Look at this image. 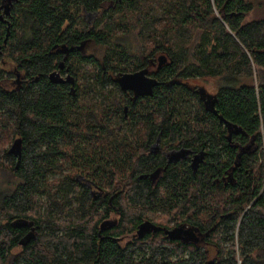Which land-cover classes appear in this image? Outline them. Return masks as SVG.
<instances>
[{
	"label": "trees",
	"instance_id": "obj_1",
	"mask_svg": "<svg viewBox=\"0 0 264 264\" xmlns=\"http://www.w3.org/2000/svg\"><path fill=\"white\" fill-rule=\"evenodd\" d=\"M258 9L264 11V0H18L6 44L8 27L0 20L4 63L13 65L22 82L10 90L8 81L16 74L0 69V141L2 133L12 132L22 142L18 167L9 150L0 148V168L7 167L17 180L11 192L0 195V264H264V18L249 21ZM86 16L95 18L89 32ZM89 39L103 53L83 63L96 64L89 75L101 82L92 86L88 81L79 95L84 111H99L104 130L91 125L76 132L68 121V90L49 80L57 66L48 53ZM159 53L169 60L150 99L161 112L162 136L204 144L208 163L195 176L185 166L170 167L166 196L159 189L152 193L147 182L132 175L130 196L154 214L147 218L158 227L173 221L204 234L200 245L158 237L123 246L116 239L133 229L126 219L128 167L124 149L101 146L115 141L107 121L116 116L122 125V92L101 94L99 106L96 98L115 74L137 70L144 55L150 64ZM73 71L77 76L76 67ZM203 78L222 82L214 95L216 114L196 107L197 96L181 83ZM224 122L239 129V168L233 176L238 183L225 189L215 180L236 157L221 139ZM160 125L153 122L152 128ZM70 151L75 155L67 167L65 152ZM63 170L69 171L64 179L50 181ZM77 173L87 174L102 190L120 193L114 205L123 219L103 240L97 234L109 197L89 199L88 189L73 178ZM158 207L170 216L167 223L157 222ZM67 209L78 221L60 218Z\"/></svg>",
	"mask_w": 264,
	"mask_h": 264
},
{
	"label": "flooded vegetation",
	"instance_id": "obj_2",
	"mask_svg": "<svg viewBox=\"0 0 264 264\" xmlns=\"http://www.w3.org/2000/svg\"><path fill=\"white\" fill-rule=\"evenodd\" d=\"M6 1L7 0H0V20L6 23L9 28V18L12 15L9 17L4 14L5 4H7ZM17 1L18 0H14L11 4V12ZM85 19L88 22V27L86 29L87 32H89L90 27L91 30H94L95 18L86 16ZM94 45L98 46L93 39L79 40L78 43L75 44L69 42L58 47L55 46L52 48L51 52L48 53L50 55L54 54L56 59L55 65L57 66V68L49 75V80L52 83L64 86L68 90V96L71 100H73L69 101L67 98L66 107H69L72 111V115H70L68 121L73 128L76 129V132L88 129L91 125L94 131L101 132L104 130L103 127H100V124L104 121V119L100 116L99 111L96 112V115H93L88 110L84 111L85 105L82 103V95H79V93L83 91V84H81V81L74 75L73 71V68L77 65L84 64V59H98L96 55L90 52ZM158 56L159 54L156 55V57ZM147 60L148 58L146 59V56H141V64L139 68L125 73L133 74L147 69L149 71L148 77L156 79L161 85V82L158 79V74L162 71V67L160 68L157 59L151 61L150 64H147ZM4 62L5 59L3 58V51L0 47V69L8 70V72L13 71V73L16 74L15 80L8 81V87L10 90H16L22 83L21 78L19 77L20 75L17 73L13 65H6ZM87 65L95 66L96 64L87 63ZM121 74H115L111 79L108 87H111L112 90L109 89L108 92L110 93L115 90H120L122 92L120 96L124 98V104H120L122 107V114H119V117H123V122L122 125L117 124L119 122V118L116 116L115 118L113 117L107 121L109 125L111 124L107 130L113 131L112 140L115 141L102 144L101 146L118 149L122 148L121 150L124 149L123 154L128 167L126 169L127 176L124 179L126 180L128 178L125 181L127 182L125 192H127L126 196L130 198V200L127 201L129 206L127 208L128 213L126 214V219L129 220L130 223L128 225L133 229H128L125 234L116 239L123 246L144 244L148 240H153L158 237L167 241L178 242L182 245H200L205 239V235L190 226L172 222L169 227L161 228L158 227L155 222L150 221L147 217L152 216L153 213L149 212L150 210L146 211L141 204L133 202L130 196L133 194L132 185H130V182L128 181L132 178V175H134L138 180L147 182L152 190V193L159 189L160 195L166 196L167 189L164 179L169 171V168L173 166H185L191 170L193 173L192 175L195 176L199 173L201 166H206L208 163L207 158L209 155L207 148L203 146L204 144H187L186 141H183L180 144V140L173 142L171 139H164L162 136L163 127L160 125L161 112H159L158 104L155 105L153 100L150 99V97L154 95V92L150 97H142L136 95L134 91H122L117 82V79ZM193 80L195 79H189L187 82L181 81V83L186 87L189 86L188 88L191 92H193L194 97L197 96L199 106L203 107L206 111L209 110V112L216 114L214 111V95H210L206 87L198 86L199 89H197V86L192 84ZM88 81H90L92 86H96L98 85L97 83L101 82L96 79H88L86 82L83 81V83L86 85L88 84ZM160 85L157 87H160ZM97 105L99 106V103H97ZM115 105L116 104L113 105L114 109L118 106ZM90 106H92V104ZM155 106L157 108L156 111L154 109ZM78 108L81 109L78 110ZM147 118H149V121ZM152 121L155 125L160 126L152 128ZM221 133L223 134L221 139H225L228 146L235 150L236 157L234 159L233 167L226 170L222 178L215 180L216 186L220 187L222 184L225 189L228 186L233 187L238 183L237 178L235 177V179H233V176H235L236 170L239 168V129L233 126L230 127L224 122L223 127L221 128ZM121 139H123L124 142L120 141ZM13 147L15 149L10 154L18 161L20 153L22 152V142L19 137L15 138L9 151ZM65 153V163H67L66 166L68 167V163L70 160H73L71 158L75 154L72 151ZM141 166L142 170L139 168ZM88 177L89 176L85 173L76 174V179H79V183L88 189L89 199L99 202L104 201L107 197H109L107 200V207L101 208L102 213L104 210H107V212L103 214L104 219L97 234L99 240H103L107 236H110L109 233L111 230L123 219V213L120 211L118 212V208L114 205V198L120 193L115 192L114 194H107L105 190H102L92 181V178ZM94 178L97 179L98 176H94ZM157 210L160 213L163 212L160 207H158ZM165 215L170 217L167 214ZM167 217L166 220L169 219ZM174 219L175 218H173V220ZM176 220L177 218L174 221Z\"/></svg>",
	"mask_w": 264,
	"mask_h": 264
},
{
	"label": "rangeland",
	"instance_id": "obj_3",
	"mask_svg": "<svg viewBox=\"0 0 264 264\" xmlns=\"http://www.w3.org/2000/svg\"><path fill=\"white\" fill-rule=\"evenodd\" d=\"M262 18H264V11L258 9L252 13V15L249 18V21L250 20H256V19H262ZM130 41L132 42V44L136 45V47H138V43H140L139 41L137 42V40L134 37ZM90 52L93 53L94 55H96L98 58H101L102 53H103L102 49L99 46H95V45L92 47ZM159 55H160V53H159ZM92 70H93V67L90 65H87V64H82V65L76 66V72L78 74L77 78H78V80L81 81V84H84L83 81L86 82L88 79L93 80L89 75V73H91ZM255 71H256L255 72V86H257L258 85V79H259L257 67H255ZM86 72H87V77H84L83 74ZM192 84L196 85L197 89H199L198 86L206 87V89L210 95L217 94L219 89L222 87V82L219 79H204V78L203 79H195L192 81ZM95 89L97 91H100V89L97 87H95ZM109 89L112 90L111 87H107L104 92H102V91L99 92L100 94L98 95L99 97L96 98V103L100 104L103 101V98L100 95L106 94ZM119 97H121V96L119 95ZM121 98H122L121 103L124 104V98L123 97H121ZM194 104L196 107L198 106V104L196 105V102H194ZM195 108L193 106L192 112H195ZM2 134H3V136H2V140L0 141V148L9 150L12 146L13 141L15 140V138H17V136L12 134V132L11 133L5 132ZM262 134L264 135V128L262 129ZM263 145H264V143H263ZM0 165H2V162L0 163ZM1 168H3V169H1ZM1 168H0V195L1 194L3 195L7 192H11L15 188V185L17 184V180H15V178L12 177L11 172L6 169L7 167L5 168V166H1ZM68 174H69V171L63 170L62 174H57L55 177H50V181L53 182L55 179H64V176L68 175ZM75 177H76V175L73 176V178H75ZM77 181L79 182V179ZM72 186H73V188H75L74 184H72ZM76 191L80 192L81 188L77 187ZM105 191L107 194H110L111 193L110 191H112V190L108 189ZM43 199L45 201L47 199V197L45 196ZM72 204L75 206V204H77V203L74 201ZM69 209H67L66 213L60 218L62 220L65 219L66 221L70 220V218H73V220L78 221V217L76 215H71L72 213L70 212ZM152 215H154V214H152ZM156 217H157L156 218L157 222H163L164 221L167 223V221L170 219V217H167L165 214L160 213V212L156 214ZM166 217L169 219L166 220ZM212 254L214 257L215 249L212 250L211 256H212Z\"/></svg>",
	"mask_w": 264,
	"mask_h": 264
},
{
	"label": "water",
	"instance_id": "obj_4",
	"mask_svg": "<svg viewBox=\"0 0 264 264\" xmlns=\"http://www.w3.org/2000/svg\"><path fill=\"white\" fill-rule=\"evenodd\" d=\"M14 0H7V4H5V16H9L11 15V4L13 3ZM10 36V28L7 29V36H6V40H5V44L7 43V40ZM169 60L168 56L166 54H162L160 55V57L158 58V62L160 65V68L167 63ZM148 73L149 71L147 69L133 73V74H121L119 76V78L117 79V82L120 86V88L122 89V91L126 92V91H134L136 95L138 96H142V97H150L153 95L154 89L160 85V83L154 79V78H150L148 77ZM16 145V144H15ZM15 147V146H14ZM12 148L9 153H12V151L15 148ZM20 159H21V153H20V157L18 159L17 162V167L18 164L20 163ZM173 233V232H172ZM169 233V234H172ZM171 236V235H170ZM24 241L21 243L22 245H24Z\"/></svg>",
	"mask_w": 264,
	"mask_h": 264
}]
</instances>
